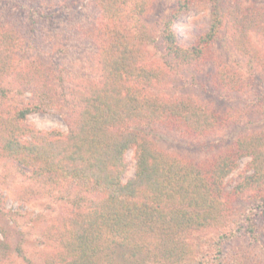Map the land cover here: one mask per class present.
Here are the masks:
<instances>
[{
	"label": "rangeland",
	"instance_id": "rangeland-1",
	"mask_svg": "<svg viewBox=\"0 0 264 264\" xmlns=\"http://www.w3.org/2000/svg\"><path fill=\"white\" fill-rule=\"evenodd\" d=\"M92 1L0 0V141L4 135L19 143L38 136L39 145L66 140L68 124L82 106L76 91L84 79L98 77L99 53L88 31L104 28L106 20ZM226 2L212 38L199 55L186 60L173 55L171 48L190 49L206 33L210 0H154L148 14L137 21L143 26L136 28L142 36L138 55L144 64L160 67L161 80L152 85L145 81L146 92L188 97L213 110L220 125L199 136L176 127L144 125V134L171 161L216 159L238 138L264 135V0ZM163 35L168 38L164 43ZM33 103L38 109L25 119H12L16 110ZM35 131L37 136H32ZM67 146L65 151L73 149ZM135 150L131 146L124 152L123 182L134 178ZM250 160L249 155L239 158L237 167L223 177L221 215L204 222L176 256L161 261L152 231L145 234L152 239L148 250L131 260L104 242V234L100 245L106 248L100 254L107 252L112 264H264V187L238 188L253 173ZM80 162L64 154L59 160L25 164L4 154L0 146V264L70 261L57 258L61 235L64 230L70 235L75 220L80 221L90 201L101 195L90 192ZM68 165L76 167L72 174L64 173ZM49 168L58 170L57 179L46 178ZM147 220L155 227L154 220ZM224 254L231 263L222 258Z\"/></svg>",
	"mask_w": 264,
	"mask_h": 264
},
{
	"label": "trees",
	"instance_id": "trees-1",
	"mask_svg": "<svg viewBox=\"0 0 264 264\" xmlns=\"http://www.w3.org/2000/svg\"><path fill=\"white\" fill-rule=\"evenodd\" d=\"M129 1L133 7L128 10ZM210 1L211 18L206 33L190 49L173 46V55H181L185 60L194 58L200 54L201 46L212 38L222 10L229 3ZM153 2L92 1L106 20L104 28L88 31L99 53L98 77L84 79L76 91L75 98L77 102L83 100L82 106L68 124L64 142L50 139L39 145L36 131L32 134L37 136L33 141L19 143L14 137L5 135L0 141L4 154L25 164H41L52 157L59 160L64 154L78 158L82 171H87L83 178L89 179L90 192L101 194L82 211L81 220H75L70 235L67 230L63 231V245L57 258L61 261L64 256L69 258L70 261H63L65 264H112L105 257L107 252L100 254L106 248L100 245L103 234V241L113 244L129 260L145 248L148 250L152 239H146L145 234L150 231L163 258L161 261L176 256L177 249L184 246L204 222L221 215L223 177L237 167L241 157L251 156L249 166L253 173L247 175L238 188L242 190L244 185L250 184L246 188L257 187L259 191L264 187V135L253 139L238 138L231 149L220 152L216 159L192 163L183 159L169 160V156L159 151L144 134L142 128L150 123L176 127L191 136L213 133L220 126L213 110L196 105L188 97H157L146 92L145 81L152 85L161 80L158 77L160 67L144 64L138 55L142 36L136 28L137 25L143 27L137 21L142 14H148ZM162 37L163 43L168 40L167 36ZM36 109L37 103L18 109L12 119H25ZM19 134L22 135L21 131ZM66 145L73 149L65 151ZM131 146L136 149L134 178L123 182L124 152ZM211 163L214 164L209 167ZM66 168V174L76 169L69 165ZM49 169L47 175L45 171L46 178L57 179L58 170ZM152 208L155 210L151 213ZM148 218L154 220L155 227ZM248 226L252 231L253 226ZM160 228L164 231H159ZM222 258L227 263L232 262L227 254ZM48 264L57 263L52 260Z\"/></svg>",
	"mask_w": 264,
	"mask_h": 264
}]
</instances>
